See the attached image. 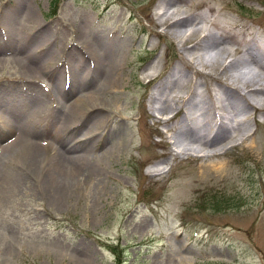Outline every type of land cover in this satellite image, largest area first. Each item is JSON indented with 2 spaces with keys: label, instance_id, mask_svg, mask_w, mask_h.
Wrapping results in <instances>:
<instances>
[{
  "label": "rangeland",
  "instance_id": "obj_1",
  "mask_svg": "<svg viewBox=\"0 0 264 264\" xmlns=\"http://www.w3.org/2000/svg\"><path fill=\"white\" fill-rule=\"evenodd\" d=\"M160 1L0 0V107L14 109L30 89V96L48 95L68 109L79 90L59 97L57 73L44 78L36 72V80H28L18 67L34 52L40 59L55 49L61 53L56 58L71 55L73 32L89 40L116 37L119 63L107 106L75 119L56 138L53 106L36 114L33 101H39L26 102L21 124L36 132L40 148L71 160L89 148L92 169L71 181L65 196L51 198L34 170L17 156L11 162L4 146L15 134L0 136V158L19 178L0 180V264H264V111L251 115L247 131L232 125L239 133L233 147L211 150L190 138L203 155L174 156L171 140L175 131L183 133L181 115L164 122L168 104L160 109L147 100L167 77L177 83L192 67L203 69L194 60L187 65L159 26ZM205 1L220 10V20L247 24L264 46V0ZM35 40H45L47 49ZM85 67L82 58L80 70ZM150 72L155 76L148 82ZM83 87L88 92L93 84ZM205 93L203 83H194L193 102ZM185 99V107L194 104ZM98 117H105L102 125L89 131ZM0 118L18 120L1 109Z\"/></svg>",
  "mask_w": 264,
  "mask_h": 264
},
{
  "label": "bare ground",
  "instance_id": "obj_2",
  "mask_svg": "<svg viewBox=\"0 0 264 264\" xmlns=\"http://www.w3.org/2000/svg\"><path fill=\"white\" fill-rule=\"evenodd\" d=\"M157 10L159 26L174 40L178 50L185 53L181 52L187 59L185 63L190 65L189 61L194 60L193 62L203 69L192 67L186 78L184 77L185 80L181 78L177 83L174 76H169L160 85L162 88H154L149 94L147 101L158 105L160 109L161 106L168 104L162 109L169 112L163 119L164 122L172 120L178 114L181 115L184 130L183 133L181 131L173 133L172 153L177 157L203 155L200 149L190 143V138L211 150L218 147L222 150L233 147L239 141L237 138L239 133L232 125L242 126V129L247 131L246 125H249L251 115L264 111V46L258 33L245 23L220 20L216 16L220 10L205 0H161ZM28 15L30 18L34 16L32 9H29ZM46 38L48 39V36ZM92 38L89 40L85 33L73 32L70 47L74 52L71 55L64 51L63 58H56L61 53L55 49L40 59L41 54L34 52L32 55H24L25 59L29 58L27 64L18 67L19 76L28 80H32L36 72L42 74L44 78L57 73L59 79L55 87L60 93L59 97L66 94L65 90H68V93L79 90V95L68 104L67 110L66 105L61 104L59 100H50L48 95H45L46 100L42 96H30V89L25 92L26 98H19V104L12 107L14 109L0 107L1 112L18 118L11 120V123L0 118V123L3 124V131L0 127V136L6 133L15 134L14 138L5 141L4 146L7 147L5 151L11 157V162L17 156L26 168L34 170L33 174L38 176L39 185H42L51 198L65 196V191L70 188V182L77 180L84 170L92 169V163L86 158L89 148L85 149L78 160H71L62 154L40 148L42 144L34 140L36 132L30 131L29 127H22L25 125L21 124L22 118L28 116L26 102L27 100L32 102L31 97L39 101H33L31 112L36 114L46 106L45 104L52 105L56 110L51 111V116L57 123L59 122L60 127L53 131V138L65 132L62 131L63 128L73 127L75 119H82L91 110L98 111L107 106L109 100L105 97L106 91L116 88L118 83L119 63L114 57L118 40L113 35ZM47 44L45 40L37 43L34 41L35 46H42L45 50ZM78 44L82 46V51ZM77 58H80V61ZM82 58L86 71L80 70ZM60 67L62 71L57 72ZM154 76L150 72L145 77L150 82ZM86 83L93 84L88 92L83 87ZM194 83H203L206 87L205 95L197 103L193 102ZM169 88L171 91H167ZM188 96L194 104L185 107L187 100L185 98ZM14 111L18 112L19 117ZM104 118H96L89 131L92 127L96 129L97 126H101ZM247 134L243 136L246 137ZM98 145L97 142L92 147ZM112 147L114 146L111 145ZM17 148L20 152L18 154L15 152ZM3 159L0 158V180L8 183L10 178L19 179ZM46 173L51 175L50 180H44ZM62 199L64 200V197ZM92 203L95 205L96 201Z\"/></svg>",
  "mask_w": 264,
  "mask_h": 264
}]
</instances>
